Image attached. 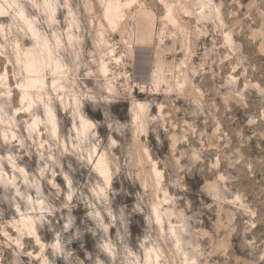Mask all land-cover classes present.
I'll return each mask as SVG.
<instances>
[{
  "label": "clouds",
  "instance_id": "clouds-1",
  "mask_svg": "<svg viewBox=\"0 0 264 264\" xmlns=\"http://www.w3.org/2000/svg\"><path fill=\"white\" fill-rule=\"evenodd\" d=\"M0 264H264V0H0Z\"/></svg>",
  "mask_w": 264,
  "mask_h": 264
}]
</instances>
